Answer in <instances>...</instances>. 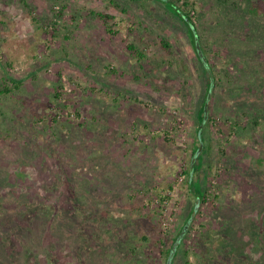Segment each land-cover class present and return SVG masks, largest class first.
I'll use <instances>...</instances> for the list:
<instances>
[{
	"label": "rangeland",
	"instance_id": "rangeland-1",
	"mask_svg": "<svg viewBox=\"0 0 264 264\" xmlns=\"http://www.w3.org/2000/svg\"><path fill=\"white\" fill-rule=\"evenodd\" d=\"M190 1L0 0V264H264V0Z\"/></svg>",
	"mask_w": 264,
	"mask_h": 264
},
{
	"label": "trees",
	"instance_id": "trees-1",
	"mask_svg": "<svg viewBox=\"0 0 264 264\" xmlns=\"http://www.w3.org/2000/svg\"><path fill=\"white\" fill-rule=\"evenodd\" d=\"M159 1H163L165 2V4L167 5V7L169 8V10L171 9L173 11V15L176 16L178 19L181 20V22L186 26L188 32L191 33V41L193 44H195V42L199 40V36H198V32H197V26L195 24V21L193 19V16L191 14V10L192 9V3L190 1V3L188 2V0H185V2L182 5H178L175 1L173 0H159ZM102 15V14H100ZM106 17H110V15H103ZM110 27V26H109ZM111 28V27H110ZM109 28V29H110ZM110 32H114L113 30H109ZM200 46L199 49L202 50L203 46L202 44L199 42L198 43ZM130 48H133L132 45H129ZM204 49V48H203ZM205 56V55H204ZM204 56L203 59H204ZM204 62L206 64V68H207V72L208 73V80H207V92L212 88L213 83H214V78H215V72L214 70L211 68V66H209L208 64V58L207 56H205ZM9 63V62H8ZM13 82H17L14 79H12ZM20 82V80L18 81ZM55 94V89L54 92ZM52 93V96H53ZM207 96V95H206ZM205 96V98H206ZM134 100H138L141 101V99L139 98H135ZM204 101L202 103V105L200 106L199 110H198V114H196L195 119H196V131H195V141L193 142L192 147L190 148L191 150V160H190V164L188 165L187 168V172L189 174V177L187 179V183H188V187L191 191L192 194H194L195 196V202L193 204V208L190 210V212L188 213V217L187 220L192 217V213L195 212L196 207H198V205L207 198V189L205 188L204 181L206 180V175L209 174L210 171L213 172V168L210 165V160L207 159L206 161L203 160V164L204 166L206 165V173L205 175H203V177H201V180L197 178L193 179L194 177L192 176L194 174V172L197 170V166L196 164L198 163V159L200 158V156L202 158L205 157V155L208 157L209 155V150L212 147V144L210 142V140H206L205 136L203 134V127L205 125L206 127V123H212V116L209 113V107H208V101L206 102V104L204 105ZM205 109H206V113H205ZM206 114V116H205ZM252 118V117H251ZM228 120V118H227ZM254 124H259L257 122L256 118L252 119ZM252 121L250 120V123H252ZM147 125V124H146ZM229 127V126H228ZM238 127V123L236 121H233V123L230 125V130H237ZM222 127H220L221 129ZM251 140V139H250ZM206 141V142H205ZM205 142V143H204ZM199 146H201V149L199 150ZM194 158V160H192ZM201 161V160H200ZM202 163V161H201ZM264 163V155L261 154V152H259V155L255 156L254 158V162L250 163L249 166H247V168L250 169V171H258L260 170V165ZM201 166V165H200ZM203 166V165H202ZM185 226H186V220L185 222L178 228V233L175 234L174 236H172L171 239V244L169 247L166 248L165 250V256H166V264H171V260L173 257H175V255L177 254V250H178V246L181 245L182 242L181 238L183 237V231H185Z\"/></svg>",
	"mask_w": 264,
	"mask_h": 264
},
{
	"label": "water",
	"instance_id": "water-1",
	"mask_svg": "<svg viewBox=\"0 0 264 264\" xmlns=\"http://www.w3.org/2000/svg\"><path fill=\"white\" fill-rule=\"evenodd\" d=\"M205 113H206V109H205ZM206 115V114H205ZM193 160H194V158H193ZM194 215V212L192 213V216ZM188 223L189 222H186V226L188 225ZM186 226H185V228L184 229H186ZM184 232V231H183Z\"/></svg>",
	"mask_w": 264,
	"mask_h": 264
}]
</instances>
